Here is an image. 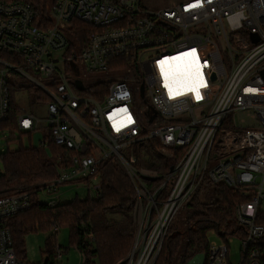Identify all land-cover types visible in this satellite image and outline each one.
Listing matches in <instances>:
<instances>
[{"label": "built area", "instance_id": "obj_1", "mask_svg": "<svg viewBox=\"0 0 264 264\" xmlns=\"http://www.w3.org/2000/svg\"><path fill=\"white\" fill-rule=\"evenodd\" d=\"M46 11L41 21L32 3L0 0V121L10 118L12 86L17 92L30 80L44 116L19 105L13 135L29 137L45 123L69 164L40 195L56 206L61 184L93 176L90 195L98 199L99 164L118 156L138 198L139 231L125 264H155L190 196L224 184L241 199L238 230L219 234V245L209 232L207 251L189 264H233L234 236L242 239L234 264H264V0H48ZM76 21L90 30L75 28ZM100 73L106 77L95 79ZM201 77L197 98L188 88ZM146 140L169 159L166 173L136 169L123 154ZM31 147L52 157L45 133ZM32 206L29 192L0 195V264H31L18 258L8 224ZM53 229L57 237L61 229ZM64 252L57 250V261Z\"/></svg>", "mask_w": 264, "mask_h": 264}, {"label": "trees", "instance_id": "obj_2", "mask_svg": "<svg viewBox=\"0 0 264 264\" xmlns=\"http://www.w3.org/2000/svg\"><path fill=\"white\" fill-rule=\"evenodd\" d=\"M12 2V0H5ZM33 4L39 20L47 18L46 5L48 0H23ZM75 28L86 32L87 25L73 22ZM90 30V29H89ZM80 42L82 31L76 32ZM80 36V38H79ZM5 59L11 57L1 54ZM10 118L0 121V132L3 129L17 130L20 106L16 101V87L12 86ZM35 93L34 89L29 90ZM93 95V90L89 91ZM45 100V99H44ZM32 101H34L32 99ZM38 103L44 102L38 99ZM35 102V101H34ZM45 140L49 144L52 157L47 155L43 147L20 148L16 152L10 149L2 154L4 172L0 175V195L5 193L24 191L29 192L33 201L32 209L19 213L9 221L13 241L18 258L25 259V236L30 232L53 230L66 227L70 230V243L77 247L85 257L82 264H125L132 252L135 239L139 231L134 209L137 203V192L127 171L118 156H110L99 164L98 174L101 180V197L96 199L90 194L84 200L76 198L74 201L50 206L39 201L43 186L59 178L58 167H69L65 160V150L53 142L51 130L46 128ZM10 142V141H9ZM150 150L154 151L158 144L146 140ZM140 143H137V146ZM91 152H89L90 154ZM136 162H129L136 169H145L146 154L135 153ZM151 168L156 169L154 163ZM158 173L160 169H157ZM93 176L67 182L64 184L82 183L89 185ZM154 187L153 185H151ZM201 190L190 196V200L179 211L176 218L163 239L159 258L155 264H189L198 254L208 249L207 234L216 231L224 237L235 234L238 230L236 207L241 202L230 188L218 184L213 188L215 201L202 203L199 199ZM122 214L123 219L116 221L110 215ZM182 225L185 227L182 230ZM49 259L47 264H55L57 250H62L57 244V237L49 238L46 242Z\"/></svg>", "mask_w": 264, "mask_h": 264}, {"label": "rangeland", "instance_id": "obj_3", "mask_svg": "<svg viewBox=\"0 0 264 264\" xmlns=\"http://www.w3.org/2000/svg\"><path fill=\"white\" fill-rule=\"evenodd\" d=\"M160 1L166 2V4L169 3V0H144V2L149 6L153 4H159ZM105 77L106 74L104 73L94 75L95 79ZM30 83V80L24 81L25 88L16 92V101H18L19 105L25 106L29 113L31 112L35 115L43 117L44 105L42 103H35L34 101H32L31 96L29 95ZM34 90H36V88H34ZM139 108L141 110L143 108V105H140ZM44 124L40 126L41 131H44V129L46 128V125ZM13 137L15 136L13 135V132L11 130L3 129L2 132H0V175L4 172V161L2 159V154L9 149H15L17 146L16 142L18 143L19 140L24 139L26 135L17 134L15 137L16 141L11 140ZM138 152L141 155H147L144 157L145 169L147 168L155 172H158L156 170L160 169L161 174H163L167 172V168H170L169 159L167 158V156L162 154L158 147H155L154 151H151L150 145L147 142L145 144L140 143L138 144V146L137 144H133L123 150V154L130 161L132 158L136 157L135 153ZM218 162V160L213 161L212 166H216ZM152 163L156 165V169L151 168ZM96 184L97 180H95L94 182L91 181L89 185L82 183L61 184L57 194L63 201H74L76 198L82 199L95 191ZM39 199L45 204L49 202L48 196H45L43 194L40 195ZM199 199L202 203H213L215 201L213 189H210L209 191H204V193L199 194ZM110 218L119 221L123 219V216L122 214L118 213L115 215H110ZM61 229V233L58 234L57 244L65 252L62 260L56 261L55 264H82V257L80 251L77 249V247L70 243V230L66 227H61ZM184 229L185 227L182 225V230ZM55 237L56 235L54 229L45 231L40 230L38 228L36 231L27 234L25 236L24 242L26 244L25 251L27 255L25 260L31 264H47L49 259V253L46 242L49 238L54 239ZM210 239L213 243H216L218 245L223 242L222 237L218 235L216 231L210 232ZM230 239H232V242H230L229 244V249L231 253L230 260L233 264L239 263L241 260L240 251L242 248V239L237 236H234Z\"/></svg>", "mask_w": 264, "mask_h": 264}, {"label": "crops", "instance_id": "obj_4", "mask_svg": "<svg viewBox=\"0 0 264 264\" xmlns=\"http://www.w3.org/2000/svg\"><path fill=\"white\" fill-rule=\"evenodd\" d=\"M45 130L46 129H44V131H41V129H40L37 133L31 134L29 137H27V136L24 137V139L19 140L18 143L16 142L17 146H16L15 149H12V150L10 149V150L13 151V152H16L20 148H31L32 145H36V146L39 145L40 140L42 138H44ZM14 141H16V140H14ZM54 199H55V201L57 202L58 205H61V203L71 202V201H63V200H61L60 197L58 196V194L56 195V197ZM61 230H60L59 233H61ZM57 239H58V234H57ZM82 263H83V260H82Z\"/></svg>", "mask_w": 264, "mask_h": 264}, {"label": "snow or ice", "instance_id": "obj_5", "mask_svg": "<svg viewBox=\"0 0 264 264\" xmlns=\"http://www.w3.org/2000/svg\"><path fill=\"white\" fill-rule=\"evenodd\" d=\"M193 6H196V5H193ZM187 55H191V56H193V57H195L196 56V53L193 51L192 53H189V54H187ZM177 59H179V58H177ZM166 79H167V74H166ZM205 85H204V83H203V79H202V77H201V82H200V84L196 87V88H188V91H194V92H196V95H197V98H199V96H200V93H199V91H198V88L199 87H204ZM166 87H168V85L166 84ZM248 91H254V90H252V89H249ZM169 92H170V94H173V90L169 87ZM176 95H179V94H181L180 92H176L175 93ZM129 122H130V118H129ZM117 130H119V129H117Z\"/></svg>", "mask_w": 264, "mask_h": 264}, {"label": "water", "instance_id": "obj_6", "mask_svg": "<svg viewBox=\"0 0 264 264\" xmlns=\"http://www.w3.org/2000/svg\"><path fill=\"white\" fill-rule=\"evenodd\" d=\"M77 85L79 86V88H80L81 91H84V90H85L84 86L81 84L80 81H77ZM143 95H144V88H142V93H141V96H142V97H143ZM155 118H156V114H154V115L152 116L150 122H153Z\"/></svg>", "mask_w": 264, "mask_h": 264}]
</instances>
